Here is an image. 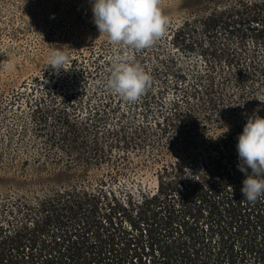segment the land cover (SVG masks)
<instances>
[{
  "label": "trees",
  "instance_id": "obj_1",
  "mask_svg": "<svg viewBox=\"0 0 264 264\" xmlns=\"http://www.w3.org/2000/svg\"><path fill=\"white\" fill-rule=\"evenodd\" d=\"M75 23L74 35L50 36L65 70L24 66L33 73L12 96L27 123L15 119L11 138L46 176L0 224V264H264V196L242 202L237 168L248 117L221 121L243 102L244 76H264V51L218 44L240 30L264 47V0L187 21L142 50L112 44L90 16ZM119 59L151 77L135 102L105 85ZM253 114L264 117V103ZM133 171L154 175L156 190L121 200L115 183ZM122 214L126 228L114 223Z\"/></svg>",
  "mask_w": 264,
  "mask_h": 264
},
{
  "label": "rangeland",
  "instance_id": "obj_2",
  "mask_svg": "<svg viewBox=\"0 0 264 264\" xmlns=\"http://www.w3.org/2000/svg\"><path fill=\"white\" fill-rule=\"evenodd\" d=\"M254 1L260 0H158V8L167 21L163 33L213 11ZM91 6L92 0H0V224L7 225L9 212L25 201H33L34 197L42 194L45 185L44 181L41 182L46 176L42 165L36 162L31 150L21 148L19 140L22 136L19 140L11 138L15 119L27 123L26 109L11 105L14 90L33 73L24 66L37 67L35 71H39L38 68L48 60L42 56V48L54 46L49 45L50 36L77 33L76 19L92 17ZM220 43L241 46L247 51L255 49L259 55L264 51L250 32L242 33L240 30L222 38L218 41ZM216 73L218 77L224 75L222 66ZM242 86L247 91L243 102L237 111L227 110L222 115L223 123L228 119L243 121L264 103V76L245 75ZM149 138L162 151V142L151 133ZM14 159L19 160L14 162ZM64 161V156H61L59 165ZM132 164V167L139 165L138 159H134ZM155 190L156 179L151 173L142 176L139 171H133L115 183V191L120 193L121 200L126 193L138 196ZM114 223L117 227L126 228L129 220L122 214L114 218Z\"/></svg>",
  "mask_w": 264,
  "mask_h": 264
},
{
  "label": "clouds",
  "instance_id": "obj_3",
  "mask_svg": "<svg viewBox=\"0 0 264 264\" xmlns=\"http://www.w3.org/2000/svg\"><path fill=\"white\" fill-rule=\"evenodd\" d=\"M91 11L100 35L107 34L112 44L136 50L150 47L163 34L167 23L158 8V0H92ZM67 63L68 54L63 47L56 46L49 51L48 66L55 72L65 70ZM150 80V75L140 65L119 59L113 62L105 85L131 103L144 93ZM236 151L237 168L245 174L242 202L253 203L264 196V117L248 116L237 137Z\"/></svg>",
  "mask_w": 264,
  "mask_h": 264
}]
</instances>
